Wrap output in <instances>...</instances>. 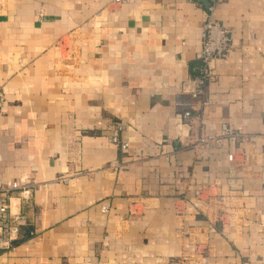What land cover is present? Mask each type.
Segmentation results:
<instances>
[{
  "label": "crops",
  "instance_id": "0c3cea01",
  "mask_svg": "<svg viewBox=\"0 0 264 264\" xmlns=\"http://www.w3.org/2000/svg\"><path fill=\"white\" fill-rule=\"evenodd\" d=\"M207 1L0 0V184L40 187L0 264H264V0ZM208 17L232 50L191 125Z\"/></svg>",
  "mask_w": 264,
  "mask_h": 264
},
{
  "label": "built area",
  "instance_id": "2783aa9c",
  "mask_svg": "<svg viewBox=\"0 0 264 264\" xmlns=\"http://www.w3.org/2000/svg\"><path fill=\"white\" fill-rule=\"evenodd\" d=\"M121 0H116L120 2ZM232 38L230 31L212 20L210 17L203 26L202 48L199 55L200 68L199 73L191 80L192 88L179 94L176 98V109L181 119L189 124H193V114L197 111V104L202 100L205 87L215 80L213 66L216 61L227 59L232 50ZM3 92L0 90V111L3 108ZM115 134L112 143L119 147L122 152H127L129 143L120 139L118 132L123 130V123L118 121L113 123ZM222 138L236 140L240 136L234 128L223 125ZM239 141V140H238ZM218 142L216 138H209L203 133L198 132L195 135L193 147L196 150H204L207 147ZM229 162H235V154L228 155ZM63 183H67L66 178H62ZM40 187L25 181L7 182L0 184V252L14 251L16 244L21 239L22 230L27 226V217L23 212L25 204L29 203L35 191ZM203 190H197L194 195L193 207L199 208L203 201ZM218 204H223L224 198L216 196ZM104 213L109 209L105 206L102 208Z\"/></svg>",
  "mask_w": 264,
  "mask_h": 264
},
{
  "label": "water",
  "instance_id": "95a60500",
  "mask_svg": "<svg viewBox=\"0 0 264 264\" xmlns=\"http://www.w3.org/2000/svg\"><path fill=\"white\" fill-rule=\"evenodd\" d=\"M198 1L204 4L205 6H209V3L207 0H198Z\"/></svg>",
  "mask_w": 264,
  "mask_h": 264
}]
</instances>
